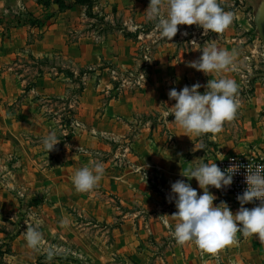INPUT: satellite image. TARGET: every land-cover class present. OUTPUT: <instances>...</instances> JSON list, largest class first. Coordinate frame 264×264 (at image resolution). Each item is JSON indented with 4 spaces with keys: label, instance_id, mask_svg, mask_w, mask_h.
I'll list each match as a JSON object with an SVG mask.
<instances>
[{
    "label": "rangeland",
    "instance_id": "obj_1",
    "mask_svg": "<svg viewBox=\"0 0 264 264\" xmlns=\"http://www.w3.org/2000/svg\"><path fill=\"white\" fill-rule=\"evenodd\" d=\"M90 1L69 9L65 30L50 34L33 9H0V264H264L255 236L239 235L217 257L180 246L169 200L177 180L203 194L195 178L181 175L189 167L216 163L223 153L264 152V138L245 125L247 108L264 103V77L251 79L264 71L257 1L219 0L224 10L240 11L236 30L223 34L240 52L237 69L223 75L240 85L242 107L219 139L207 134L183 151L175 149L174 116L165 117L175 104L168 93L197 82L205 92L213 77L188 63L222 35L181 25L167 40L147 19L150 0ZM182 60L193 76H177ZM252 123L264 134V104ZM51 131L60 143L47 153L42 139ZM92 160L104 176L94 191L79 193L72 174ZM209 191L214 205L226 202L233 214L240 208ZM37 219L44 246L33 251L23 234Z\"/></svg>",
    "mask_w": 264,
    "mask_h": 264
},
{
    "label": "clouds",
    "instance_id": "obj_2",
    "mask_svg": "<svg viewBox=\"0 0 264 264\" xmlns=\"http://www.w3.org/2000/svg\"><path fill=\"white\" fill-rule=\"evenodd\" d=\"M146 14L149 21L155 22L160 36L167 40L177 35L178 26L181 25H196L203 29L204 35L211 32L221 36L235 20V13L225 11L219 0H150ZM239 57L237 48L222 49L215 43L204 47L201 57L189 62L188 66L213 78L203 86V94L199 91L202 85L198 82L191 87L184 86L180 91L171 89L169 99L174 100L175 104L169 107L171 112H166L165 117L173 115L175 124L189 138L211 134L209 138L215 141L224 126L237 119L242 107L240 85L235 79L223 75L237 69ZM59 143L55 131L42 139L43 149L47 153L56 150ZM200 149H203V145L197 150ZM240 167L232 164L226 170H221L215 162H201L195 168L189 167L181 172L188 180L195 178L203 190L202 195L184 180H177L171 185L169 200L174 199L177 208V212L171 215L177 221L173 236L180 246L194 244L202 254L217 257L237 243L239 235L244 238L255 236L264 244V165L247 166V188L237 196L241 206L235 214L226 202L214 205L217 197L209 191V187L221 190L230 186ZM104 172L102 163L89 161L74 171L72 184L77 192L90 193L99 186ZM255 201H259L258 206L251 209L244 207ZM41 223L38 219L28 223L23 234L27 247L33 251H40L44 246L43 233L39 230ZM168 223L164 219V224ZM60 224L67 227L69 222L62 219ZM55 254V249L49 248L48 260Z\"/></svg>",
    "mask_w": 264,
    "mask_h": 264
},
{
    "label": "crops",
    "instance_id": "obj_3",
    "mask_svg": "<svg viewBox=\"0 0 264 264\" xmlns=\"http://www.w3.org/2000/svg\"><path fill=\"white\" fill-rule=\"evenodd\" d=\"M0 9H25V11L29 10V9H33V11L35 12V16L39 17L42 19L43 17V21H45V16L47 14H51L50 18H48L45 22H47L48 24V33H52L54 31V29H57L59 31H64L65 30V19H67V14L66 12L73 9H81L79 7V4H74V6H72L71 8H68L64 11H60L58 5L54 2V0H51L50 5H46L42 0H0ZM54 10V11H53ZM56 10L60 11L59 13L56 12ZM225 11H231L229 9H225ZM56 12V13H55ZM234 12L235 15L239 16V19L241 18L240 16V11H231ZM107 15V14H106ZM45 24V23H43ZM42 24V25H43ZM14 31L17 30L16 28H13ZM232 30H236L234 24L231 26ZM230 31V29H229ZM48 38V37H47ZM58 38L62 39V45L65 44L64 41V35L61 37L58 36ZM227 38V39H226ZM229 34L226 35H222L217 41L213 40L211 38V42H217L218 44H222L223 47L226 49H229L231 47L232 44H226L224 42V40H229ZM232 39H234V37H232ZM239 41H241V38H238ZM47 45H56V42H54L51 38L47 39ZM216 44V43H215ZM217 45V44H216ZM230 50V49H229ZM183 61L182 60V64L180 65V70L177 71V76L179 77H185V76H193L194 72H192L191 70L188 71L186 69L183 68ZM258 83L256 84V86H259V81H257ZM262 92V91H261ZM263 93V92H262ZM162 100V99H161ZM264 103L262 102V104H258V102H254L251 107L247 108V112H246V118H245V125L247 124V126H249V129H254L252 136H254V138L256 139L258 136L263 137L264 138V134L259 133L256 129L255 124L252 123L253 121V117L257 116V111L259 109H261L262 105ZM174 120V119H173ZM172 126L174 127L173 132H174V137H175V141L177 143L175 149L178 151H183V150H187L189 145H193V143H197L198 142V138L199 137H195V136H191L190 138L185 135L183 129L179 128L175 122L173 121ZM251 133V132H250ZM221 136V135H219ZM217 136V139H219ZM195 145V144H194ZM194 149H196L194 147ZM256 152L259 153H264L263 151H260L258 149L255 150ZM255 151H248V152H255ZM233 153V152H232ZM234 153H247V152H234ZM225 154V153H223ZM222 155V154H221Z\"/></svg>",
    "mask_w": 264,
    "mask_h": 264
},
{
    "label": "built area",
    "instance_id": "obj_4",
    "mask_svg": "<svg viewBox=\"0 0 264 264\" xmlns=\"http://www.w3.org/2000/svg\"><path fill=\"white\" fill-rule=\"evenodd\" d=\"M223 159V160H222ZM216 164L221 170H226L232 164L240 165L239 172L233 176V183L230 186L217 190L212 187L213 191L222 199L230 202L231 204L241 206L237 200L238 195H242L246 190L247 185L245 182L246 168L250 165H264V153L247 152V153H225L218 157ZM259 201L244 205L246 208H253L258 206Z\"/></svg>",
    "mask_w": 264,
    "mask_h": 264
},
{
    "label": "water",
    "instance_id": "obj_5",
    "mask_svg": "<svg viewBox=\"0 0 264 264\" xmlns=\"http://www.w3.org/2000/svg\"><path fill=\"white\" fill-rule=\"evenodd\" d=\"M256 6L254 9V23L256 25V33H258L259 37L262 39V45H263V62H264V0H256ZM256 77H264V71L256 73L251 77V79H254ZM231 246H234L231 245Z\"/></svg>",
    "mask_w": 264,
    "mask_h": 264
},
{
    "label": "trees",
    "instance_id": "obj_6",
    "mask_svg": "<svg viewBox=\"0 0 264 264\" xmlns=\"http://www.w3.org/2000/svg\"><path fill=\"white\" fill-rule=\"evenodd\" d=\"M44 2V1H43ZM51 1H46L44 2L46 5H50ZM54 2L58 5L59 9H65V8H70L72 5L77 4V3H85V4H90L93 5L92 1L90 0H54ZM51 14H47L45 16V21L50 18ZM45 21H38L40 24L45 23Z\"/></svg>",
    "mask_w": 264,
    "mask_h": 264
}]
</instances>
